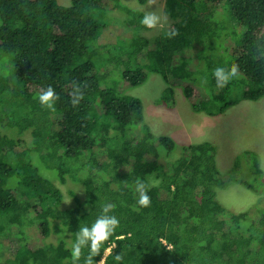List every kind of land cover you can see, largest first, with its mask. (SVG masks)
I'll return each instance as SVG.
<instances>
[{
    "label": "trees",
    "instance_id": "obj_1",
    "mask_svg": "<svg viewBox=\"0 0 264 264\" xmlns=\"http://www.w3.org/2000/svg\"><path fill=\"white\" fill-rule=\"evenodd\" d=\"M70 2L0 0V57H11L0 61V123L6 118L9 129L29 136L17 151L22 139L0 130V264H71L77 231L90 227L106 203L116 205L111 214L120 227L101 249L103 256L116 244L105 264H264V199L258 196L251 212H228L215 198V188L224 185L215 146L189 144L181 148L185 155L162 162V151L175 148L173 140L153 136L140 99L125 94L152 73L167 86L159 101L172 106L173 88L182 82L192 112L210 117L264 98V0H164L167 31L179 32L172 39L143 36L144 13L120 0ZM111 10L125 14L119 20L123 38L114 45L99 42L111 32ZM190 50L196 53L178 57ZM233 63L239 78L218 89L214 70ZM114 68L121 69L120 82L112 81ZM73 81L87 83L77 107L70 103ZM48 86L60 96L55 112L37 98ZM32 154L60 184H80L84 198L71 193L73 206L63 208L60 189L41 174ZM228 173L233 183L263 194L254 153L237 155ZM138 177L159 182L147 193L151 206L134 211ZM32 227L42 244H26L25 230ZM118 253L120 262L114 260Z\"/></svg>",
    "mask_w": 264,
    "mask_h": 264
},
{
    "label": "rangeland",
    "instance_id": "obj_2",
    "mask_svg": "<svg viewBox=\"0 0 264 264\" xmlns=\"http://www.w3.org/2000/svg\"><path fill=\"white\" fill-rule=\"evenodd\" d=\"M56 1L62 7H67L71 3V0ZM120 1L121 4L129 9H140L143 13L148 10H155L158 14L164 15V0H156L154 5H149L147 0L142 6H138L135 0ZM106 4L110 10V2ZM221 7V5H217L218 14L222 12ZM108 18H111L109 22L111 32L108 33L107 40L100 39L99 42H109L114 45L118 42L119 38H123L122 25L119 23V20L125 19V14L118 10H111ZM169 29L168 20L166 30ZM162 33L147 29L142 35L147 38H154ZM194 52L196 53V50L184 51L178 57H191ZM8 59L11 60V57L7 55L2 54L0 57V61L2 62ZM195 64L196 59L193 57L191 68ZM108 68L111 67L107 66L101 69L100 72ZM120 72V68L110 70L113 82L121 81ZM117 85L120 84L117 83ZM183 85L185 84L180 82L173 88V104L169 107L159 101L167 86L162 78L156 74H148L146 81L142 85L133 88L128 87L125 94L140 99L143 121L147 124L153 136H167L173 140L175 148L167 155L162 151V162L174 161L185 155V152H181V148L189 144L200 142L213 144L215 146V162L219 172V180L224 183L223 187L215 188L214 190L216 200L230 213L253 211L254 206L260 200L258 196L264 199V191L262 195H257L244 189L230 181L228 172L237 155L242 154L244 151H250L256 156L258 167L264 177V98L256 101H240L237 105L226 110L222 115L210 117L203 113L192 112L189 101L181 93L179 86ZM127 86V84H123L121 88L125 89ZM6 122L7 119L4 118L0 123V130L11 137L21 138L22 143L18 144L16 150H22L28 144L29 136L26 134L18 136L15 129H9L6 126ZM31 160L42 175L58 186L63 196V208L73 206L74 202L71 193H74L79 199L84 198L80 184L70 179H66L64 184H60L54 174L42 167L35 154H32ZM243 176L248 179L245 172H243ZM17 197L22 199L19 194H17ZM35 229V227H32L25 230L27 237L26 244L31 246L42 244L41 237ZM7 243L8 241H5L2 247L3 253L1 255L3 256L8 254L9 245Z\"/></svg>",
    "mask_w": 264,
    "mask_h": 264
},
{
    "label": "clouds",
    "instance_id": "obj_3",
    "mask_svg": "<svg viewBox=\"0 0 264 264\" xmlns=\"http://www.w3.org/2000/svg\"><path fill=\"white\" fill-rule=\"evenodd\" d=\"M149 5H154L156 0H148ZM141 25L153 31L163 32L165 38L172 39L179 34L177 29L171 31L166 30L168 25V18L166 15L158 14L155 10L145 11L141 21ZM260 55L264 57V49L261 50ZM213 76L215 77L216 87L223 89L232 79L239 78V65L233 63L230 67H217ZM207 83V80H204ZM87 88V83L73 81L72 91L70 92V103L73 107H77L84 98V90ZM38 100L40 105L46 109L55 112L56 103L60 100V96L55 89L48 86L38 93ZM159 181L152 179L150 182H145L139 177L135 181V192L138 193V205L134 207V211H139L141 208H148L151 206V198L148 196V191L151 187L158 184ZM116 205L114 203H106L102 206L101 214L97 217L95 222L89 226H81L76 233L75 242L71 245V264H80L83 258V264H105L106 257L112 254L116 244L112 243L110 247L104 249V255H101V249L105 243L113 237L116 229L120 227L119 219L111 214L114 212ZM123 237H117L122 239ZM88 249V255L84 256V249ZM101 256L97 262L95 257ZM122 256L118 253L114 256L116 262L122 261Z\"/></svg>",
    "mask_w": 264,
    "mask_h": 264
}]
</instances>
